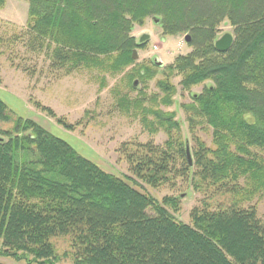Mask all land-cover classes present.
<instances>
[{
	"label": "trees",
	"instance_id": "1",
	"mask_svg": "<svg viewBox=\"0 0 264 264\" xmlns=\"http://www.w3.org/2000/svg\"><path fill=\"white\" fill-rule=\"evenodd\" d=\"M25 1L22 36L30 47L53 45L51 66L70 62L68 72L113 54L112 69L127 65L132 48L143 43L130 32L147 16L157 17L165 33L187 32L191 51L166 69L180 76L182 90L203 84L181 105L195 142L193 162L185 157L180 121L154 110L167 139L146 146L131 171L152 187L173 186L174 172L195 188L213 186L238 201L215 209L202 201L187 224L167 208L176 197L155 198L26 119L0 140V255L56 264L50 238L68 235L75 264H264V219L254 204L242 206L264 198V0ZM222 22L232 28L225 51L214 44ZM157 87L171 89L161 81ZM8 119L0 98V121ZM198 127L210 130L212 146L194 136ZM176 157L183 159L178 167Z\"/></svg>",
	"mask_w": 264,
	"mask_h": 264
},
{
	"label": "rangeland",
	"instance_id": "2",
	"mask_svg": "<svg viewBox=\"0 0 264 264\" xmlns=\"http://www.w3.org/2000/svg\"><path fill=\"white\" fill-rule=\"evenodd\" d=\"M27 9L25 0H6L0 8V98L7 104L9 115L8 120L0 121V137L7 138L3 132L14 134L17 122L34 121L105 171L133 178L140 190L157 199L166 195L176 197L175 207L167 208L176 219L187 224L191 223L192 208L200 207L202 201L211 209L238 201V197L217 192L213 186L204 190L195 188L189 178L176 176L174 172L171 173L173 186L152 187L131 171L134 160L146 154V146L159 147L167 139L163 125L153 119L154 110L173 113L180 121L181 138L186 140L193 162L195 142L181 105L188 103L192 94L199 93L203 84L182 90L178 85L180 76L166 69L177 55L191 51L192 47L184 40L187 32L165 33L160 22L156 24L151 16H147L143 22L135 23L130 32L136 44L142 34L149 35L141 46L132 48L136 49L137 59L112 69L108 63L116 57L113 54L85 62L68 72L66 68L71 67L70 62L63 68L51 66L53 45L48 49L46 45L30 47L22 36ZM23 20V26L17 24ZM231 32V26L222 22L216 39ZM155 58L162 62V67L154 66ZM140 72L143 75L140 76ZM159 81L167 82L171 89L161 90L157 87ZM152 96L154 100L150 99ZM133 99L140 106L133 104ZM164 99L168 102H163ZM193 134L207 146H212L210 130L198 127ZM174 159L177 167L183 161L178 157ZM249 204H254L258 217L264 219V198L256 196L251 202H243L242 206ZM146 211L153 214L150 208ZM50 242L56 264H75L68 235L54 236ZM0 263L26 264V261L0 255Z\"/></svg>",
	"mask_w": 264,
	"mask_h": 264
},
{
	"label": "water",
	"instance_id": "3",
	"mask_svg": "<svg viewBox=\"0 0 264 264\" xmlns=\"http://www.w3.org/2000/svg\"><path fill=\"white\" fill-rule=\"evenodd\" d=\"M151 20L156 24L159 23V19L157 17H152ZM148 38H149L148 34H142L139 37V43L146 41ZM184 40H185V42L189 43L190 36L188 34H186L184 36ZM231 42H232V35L230 33H224L223 35H221L219 38H217L215 40L214 44L218 50L225 51L229 48ZM131 57H132V59H137L138 56H137L136 49L132 50ZM154 61L157 64V66H159V67L163 66L162 62L158 61L156 58L154 59ZM135 84H136V81L134 82V85ZM0 140H3V138L0 137ZM185 157H186L188 164L191 165L192 163H191V158H190V151H189V147H188L187 142L185 145Z\"/></svg>",
	"mask_w": 264,
	"mask_h": 264
},
{
	"label": "crops",
	"instance_id": "4",
	"mask_svg": "<svg viewBox=\"0 0 264 264\" xmlns=\"http://www.w3.org/2000/svg\"><path fill=\"white\" fill-rule=\"evenodd\" d=\"M6 4V3H5ZM14 22V21H13ZM24 22H25V20H23L22 22H17V24L18 25H20V26H23L24 25ZM20 23V24H19Z\"/></svg>",
	"mask_w": 264,
	"mask_h": 264
}]
</instances>
